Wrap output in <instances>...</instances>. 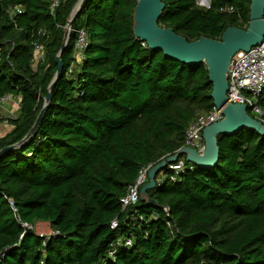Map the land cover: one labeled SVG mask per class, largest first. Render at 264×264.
Instances as JSON below:
<instances>
[{
    "label": "trees",
    "instance_id": "16d2710c",
    "mask_svg": "<svg viewBox=\"0 0 264 264\" xmlns=\"http://www.w3.org/2000/svg\"><path fill=\"white\" fill-rule=\"evenodd\" d=\"M78 1L53 12L52 0H0V98L20 97L15 117L0 116L12 125L0 149L29 133L59 53L63 61L38 128L0 156V264H264V137L253 129L218 135L213 166L160 171L148 190L158 206L123 205L140 170L176 153L211 111L213 83L204 62L183 63L135 35L138 0H86L63 47ZM163 1L159 23L189 41L220 39L250 19V0ZM15 5L23 11L12 17ZM22 222H47L54 234Z\"/></svg>",
    "mask_w": 264,
    "mask_h": 264
},
{
    "label": "water",
    "instance_id": "95a60500",
    "mask_svg": "<svg viewBox=\"0 0 264 264\" xmlns=\"http://www.w3.org/2000/svg\"><path fill=\"white\" fill-rule=\"evenodd\" d=\"M86 0H79L74 7L72 17L68 24L73 25L76 13ZM202 3V0H197ZM250 19L246 28L229 26L225 29L220 39L201 36L194 41L177 33L172 27L159 23V18L165 8L163 0H138L134 10V31L141 40L146 41L153 49L162 50L166 56L172 57L187 64L205 63L208 66L210 81L213 83L212 97L214 105L222 108L224 117L206 126L203 131L205 150L199 152L189 146L180 148L176 153L167 156L159 163L153 165L148 172V180L140 190V200L151 205L159 203L151 198L148 190L157 186V175L169 164L176 162L179 157L186 155V159L198 166H213L218 162L220 147L218 135L233 134L243 128H250L264 137V123L252 116L244 103L229 102L228 72L232 57L241 50H249L264 40V0H250ZM207 5L210 0H207ZM70 29L65 28L64 45L67 44ZM58 68L55 77L45 97V103L29 133L17 144L0 149V156L14 148L21 142L30 138L38 128L45 111L51 102V91L55 81L63 70L61 53L57 55ZM166 211L168 207H164Z\"/></svg>",
    "mask_w": 264,
    "mask_h": 264
},
{
    "label": "built area",
    "instance_id": "2783aa9c",
    "mask_svg": "<svg viewBox=\"0 0 264 264\" xmlns=\"http://www.w3.org/2000/svg\"><path fill=\"white\" fill-rule=\"evenodd\" d=\"M64 0H52L51 9L54 12L57 7ZM211 2V0H210ZM210 6V3L207 7ZM233 8L230 7L229 10ZM23 7L21 5H15L9 8V13L13 17L15 14L21 13ZM73 13L70 15L67 23L64 25V28L73 29L72 26L68 24L72 17ZM87 37L84 30L80 31L79 38L76 42V55L79 58L83 57V49L86 45ZM44 48L42 44H37L35 49V60L44 59ZM229 89H228V98L229 102L233 103H244L247 105L249 113L256 117L258 120L264 123V107L262 106L260 99L264 94V40L258 45L252 46L249 50H241L237 52L231 59L229 72ZM16 100V107L11 111L10 117H15L18 113L20 107V97H16L12 94H5L0 98V108L4 107L5 104ZM224 117L222 108H219L216 105H213L210 112L201 114L196 120H194L188 127L185 134V146L193 147L199 152L205 150V139L203 136V131L206 126L216 122ZM186 155L179 157V159L169 164V168L174 171V174L171 176L179 175L186 168ZM153 164H148L144 166L137 176L135 182L128 187L126 194L121 198L123 205L130 206L136 205L140 200V190L144 183L148 180V172ZM13 211L18 215V208L15 206L14 201L10 199ZM139 219H143V216L135 215ZM22 225L27 229L34 230V224H29L27 222H22ZM112 228L118 226L117 219H114L111 223ZM35 231V230H34ZM41 236H48L54 234L52 230L47 234L43 232H37ZM125 245H132V239H125ZM112 254V253H111Z\"/></svg>",
    "mask_w": 264,
    "mask_h": 264
},
{
    "label": "rangeland",
    "instance_id": "374dc122",
    "mask_svg": "<svg viewBox=\"0 0 264 264\" xmlns=\"http://www.w3.org/2000/svg\"><path fill=\"white\" fill-rule=\"evenodd\" d=\"M197 3L199 5L207 6V3L205 2V0H202V3H199L197 1ZM15 107H16V100H12L11 102L5 104L4 108H0L1 109L0 116L10 117L11 111H13ZM7 129H8V120H4L3 122H0V136H3L4 134H6ZM34 230L36 232H43L47 234L48 232H50L51 227H50V224L47 222H36L34 224Z\"/></svg>",
    "mask_w": 264,
    "mask_h": 264
},
{
    "label": "crops",
    "instance_id": "0c3cea01",
    "mask_svg": "<svg viewBox=\"0 0 264 264\" xmlns=\"http://www.w3.org/2000/svg\"><path fill=\"white\" fill-rule=\"evenodd\" d=\"M2 108H4V107H2ZM0 110H1V109H0ZM11 128H12V125L8 122V129H7L6 132H8ZM6 132H5V133H6Z\"/></svg>",
    "mask_w": 264,
    "mask_h": 264
}]
</instances>
